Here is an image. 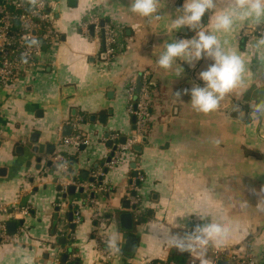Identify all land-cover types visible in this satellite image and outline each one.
I'll return each mask as SVG.
<instances>
[{
	"label": "crops",
	"instance_id": "crops-1",
	"mask_svg": "<svg viewBox=\"0 0 264 264\" xmlns=\"http://www.w3.org/2000/svg\"><path fill=\"white\" fill-rule=\"evenodd\" d=\"M54 1L61 43L53 64L37 69L18 87L0 91V223H18L16 234L0 242V264H20L21 257H28V264H63L65 255L66 264H169L171 253L178 251L161 234L169 228L183 234L186 229L173 226L179 223L191 229L200 214L224 217L234 225L226 239L208 246L209 264H214V251L221 250L264 262V193L260 191L264 188V118L251 120L248 115V102L264 99V65L256 60L252 47L253 38L260 34L256 22H237L230 33H216L226 49L243 54L246 72L218 110L202 114L192 109L190 97L177 100L175 91L195 82L202 85L197 74L209 61H200L194 69L179 58L168 70L157 64L165 41L194 35L187 28L172 26L180 15L176 8L184 0H159L160 20L131 13L128 0H77L76 7L69 0ZM216 3V10L221 11L228 0ZM92 13L120 31L125 48L117 60L106 56L102 35H87L83 30ZM201 27L208 30L209 13ZM145 72L150 73L152 87L151 119L139 144L141 153L133 151L121 164L105 170L108 193L81 188L64 199L58 191L61 173L46 162L55 153L73 159L70 175L82 185L92 184L93 172L115 151L105 138L118 133L126 139L135 132L126 89L131 78ZM237 104L239 112L234 110ZM92 116L97 118L95 123L90 121ZM103 116L106 124L99 122ZM79 118L84 120L71 137L77 132L85 143L77 152L62 137V129ZM33 132L41 135L38 156L29 141ZM216 139L218 145L213 143ZM48 144L56 146L50 156ZM19 146L23 151H18ZM39 156L43 158L41 171L36 169ZM134 163L145 174L139 194L148 209L140 216L123 206L127 201L134 205L130 197ZM82 172L88 173L87 179ZM73 202L81 210L78 225L69 220ZM15 204L29 207L30 215L20 214L17 221L12 215ZM95 209L103 222L94 221ZM125 213L144 221L136 223L133 232L125 231L119 221ZM99 234L107 240L118 235L120 251L112 259L105 257L107 244L103 248L97 242ZM129 237L137 238L134 252L126 251ZM60 239L65 245L59 244ZM184 255L187 264L190 260L199 264L196 253Z\"/></svg>",
	"mask_w": 264,
	"mask_h": 264
},
{
	"label": "built area",
	"instance_id": "built-area-1",
	"mask_svg": "<svg viewBox=\"0 0 264 264\" xmlns=\"http://www.w3.org/2000/svg\"><path fill=\"white\" fill-rule=\"evenodd\" d=\"M56 10L57 3L54 0H38L37 6L31 10L30 5L25 0H0V91L18 87L23 79L30 76L37 69H45L53 64L57 56V48L61 43V34L56 27ZM102 21L98 14L92 13L88 16V20L84 22L82 28L89 35L90 27L94 26L95 35H102L104 38L106 56L110 61H115L124 52L125 42L114 24L105 21V25L101 26ZM33 38L40 41L39 47L33 46L29 48L27 46L26 40ZM22 53H26L28 56L29 62L27 64L21 62ZM149 77L150 73L145 72L141 74V78L138 76L131 78L129 81L126 89L127 110L130 116L136 117L135 132L126 138L123 144L120 143L122 136L118 133L111 134L105 138L104 141L111 142L116 150L112 156H107V160L101 169L93 172L95 183L82 185L78 178L70 175L71 163L68 158L60 153H55L51 156L50 160L53 166L61 173L59 186L63 194H68L70 187H75L76 191L86 188L89 193H94L95 191L108 193L110 191V188L103 183L105 170L121 164L123 158L131 154L135 146L141 144L146 137L151 119V83ZM141 84L142 88L139 94ZM77 122L81 123L83 119L79 118ZM77 122H73L71 125L76 131L79 126ZM66 139L77 152L85 143L83 136L77 132L73 137ZM134 171L135 176L130 182V197L133 204L137 206V210L134 213H136V216H140L148 209L147 202L139 194L140 187L145 182V174L138 168ZM87 199L91 204H94V200L90 195H88ZM71 207L74 215L73 223L78 225L82 221L81 210L74 202ZM13 210L15 212L12 215L16 220L20 217V214L24 218L30 215V208L27 206L21 207L15 204ZM93 219L96 223L104 221L97 209H95ZM9 239L7 225L0 223V242ZM96 239H98L97 242H100L101 247L105 248L107 238L99 234ZM104 253L105 257L109 259H112L117 254L107 249ZM73 257L75 258L76 255H73ZM214 257V264L218 260H224L232 264H264V262H258L246 256L242 258L233 250L214 251ZM148 264L161 263L150 262ZM188 264H198V262L190 260Z\"/></svg>",
	"mask_w": 264,
	"mask_h": 264
},
{
	"label": "clouds",
	"instance_id": "clouds-1",
	"mask_svg": "<svg viewBox=\"0 0 264 264\" xmlns=\"http://www.w3.org/2000/svg\"><path fill=\"white\" fill-rule=\"evenodd\" d=\"M25 2L30 5V10L38 4V0ZM158 3L159 0H128V9L141 17L160 20ZM216 8V0H184L182 6L176 8L180 15L173 19L172 26L177 30L187 28L194 35L177 37L171 42L165 41V51L157 59L158 66L165 70L171 69L177 58L193 69L202 60L209 61L207 67L197 74L196 79L202 81V85L195 82L191 87L175 91L177 100L184 101V96L190 97L188 103L192 109L202 114L218 110L221 101L243 82L246 72L243 54L234 49H226L216 33H230L237 22L255 21L260 28V34L253 38L255 42L252 47L256 60L260 65H264V0H228L225 9L217 11ZM206 13H209L208 30L201 27ZM26 44L29 48L39 47L40 41L28 39ZM20 59L22 63L29 62L26 53H22ZM176 74L179 76L180 72L177 71ZM248 108L251 120L264 118V99L259 102L249 101ZM234 110L240 111L239 104ZM213 143L218 145L220 140L216 139ZM57 167L60 168L59 165ZM260 191L264 193V188ZM196 219L198 222L190 230H187L186 225L179 223L173 226L186 229L183 234L173 232L169 228L161 234V238L180 253L187 252L190 256L196 253L199 264H209L206 258L208 246L210 243L226 239L234 225L224 217L200 214ZM118 239V235L114 234L107 240V248L110 251H120ZM20 264H28V257H21Z\"/></svg>",
	"mask_w": 264,
	"mask_h": 264
},
{
	"label": "water",
	"instance_id": "water-1",
	"mask_svg": "<svg viewBox=\"0 0 264 264\" xmlns=\"http://www.w3.org/2000/svg\"><path fill=\"white\" fill-rule=\"evenodd\" d=\"M69 5L71 7H76L77 6V0H69ZM104 25H105V21H102L101 26H104ZM256 30L260 31V28L256 27ZM90 32L92 33V35H94V26L90 27ZM103 42H104V40H103ZM104 52H105V44H104ZM104 58H105V54H104ZM139 78H141V74L139 75ZM96 120H97L96 116H92L90 118V121L92 123H95ZM106 121H107V117L103 116V117L99 118V122L101 124H106ZM132 123H133L134 129H135L136 128V117H132ZM77 124L80 125L81 123L77 122ZM73 129L74 128L72 126H70V125L64 126L63 129H62V137L65 138V139L71 137L72 134H73ZM40 136L41 135L39 133L33 132L31 134V136H30V139H29L30 143L35 145L33 150H32V152L35 155H37V156L40 155L39 154L40 153V146L38 145L39 144V140H40ZM120 142L122 144L125 143V138L121 139ZM109 145L111 146L112 143L109 142ZM55 150H56V146L55 145L48 144L46 146V154L48 156L52 155L55 152ZM18 151H23V147L19 146L18 147ZM134 151L137 152V153H141V151H142L141 146L140 145L135 146ZM42 161H43V158L41 156H39V158L37 159L38 165L36 166L37 171H41V169H42ZM46 163H47L48 167H51L52 162H50L48 160ZM72 165L73 164H71V166ZM136 168H137V163H134L132 165V169L135 170ZM82 176H83L84 179H87L88 178V173L87 172H82ZM90 182L91 183H95V179L94 178L90 179ZM58 191L60 192L61 188H58ZM75 193H76V188L75 187H70L68 194L73 195ZM68 194H64L63 198L66 199ZM123 206H124V208L127 211L132 210L134 212V211L137 210V206H135V205L131 206L129 201L125 202ZM151 215H152V212H148V216L151 217ZM72 219H73V213H71L69 215V220L72 221ZM119 221H120V226H121V228L123 230L129 231V232H133L134 229H135L136 223H143L144 219L143 218H139L137 221H135L134 220V215L132 213H125V214L120 215ZM19 224L23 225V221H20ZM17 228H18V223L17 222H9V223H7V234L8 235H15L16 232H17ZM72 229H74V226H72ZM59 244L60 245H65V240L64 239H60L59 240ZM136 244H137V238L129 237L128 240H127V243H126V251L127 252H134ZM67 261H68V256L65 255L63 257V264H66ZM216 264H232V263H229V262L224 261V260H218Z\"/></svg>",
	"mask_w": 264,
	"mask_h": 264
},
{
	"label": "trees",
	"instance_id": "trees-1",
	"mask_svg": "<svg viewBox=\"0 0 264 264\" xmlns=\"http://www.w3.org/2000/svg\"><path fill=\"white\" fill-rule=\"evenodd\" d=\"M141 88H142V84H141V87L139 88V94L141 92ZM150 89L152 90V87H150ZM135 104H136V102H135ZM115 150H116V148H115ZM69 161L71 164H74V162H75V160H73V159L69 160ZM186 260H187V257L184 255V253H180V252L175 251V252L171 253V255L168 259V262L173 263V264H187Z\"/></svg>",
	"mask_w": 264,
	"mask_h": 264
},
{
	"label": "rangeland",
	"instance_id": "rangeland-1",
	"mask_svg": "<svg viewBox=\"0 0 264 264\" xmlns=\"http://www.w3.org/2000/svg\"><path fill=\"white\" fill-rule=\"evenodd\" d=\"M1 97H2V96H0V102H1ZM6 104H8V103H6ZM6 104H5V105H6Z\"/></svg>",
	"mask_w": 264,
	"mask_h": 264
}]
</instances>
